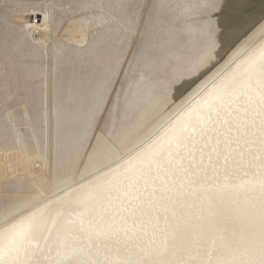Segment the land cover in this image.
<instances>
[{"label": "rangeland", "instance_id": "obj_1", "mask_svg": "<svg viewBox=\"0 0 264 264\" xmlns=\"http://www.w3.org/2000/svg\"><path fill=\"white\" fill-rule=\"evenodd\" d=\"M212 2L0 0V221L26 204L72 199L80 185L86 190L89 181L106 179L101 175L105 166L119 163L122 170L129 153L190 111L205 92L200 90L213 86L216 73H232L262 47L264 0H227L222 11L214 10ZM209 21L215 26L213 71L195 83L185 75L184 87L169 88L171 79L184 75L202 56ZM130 23L139 26L135 43L125 42ZM100 93V108L107 109L100 124L104 132L90 141L94 148L87 147V140L78 145L73 134L77 118H86ZM20 152L39 168L36 174L29 166L22 172L9 170L8 158ZM218 191L216 197L185 187L183 195L167 204L196 201L226 210L227 191ZM212 236L222 237L213 258H259L258 220L227 217L171 236L167 252L159 256L158 249L149 258L206 260V240ZM58 241L56 232L42 239L33 259L48 264L58 252Z\"/></svg>", "mask_w": 264, "mask_h": 264}, {"label": "snow or ice", "instance_id": "obj_2", "mask_svg": "<svg viewBox=\"0 0 264 264\" xmlns=\"http://www.w3.org/2000/svg\"><path fill=\"white\" fill-rule=\"evenodd\" d=\"M121 7L127 9L128 5ZM211 7L222 11L227 7V0L224 4L220 0H213ZM238 9L239 6L233 10V14ZM231 19V15L226 18L225 26ZM208 23L207 44L202 56L190 64L184 75L171 79L169 88L178 90L184 87L185 75L195 83L196 79L213 71L215 65L212 63L211 52L215 46V26L211 21ZM139 36V26L130 23L126 29L125 42L135 43ZM217 81L221 83L217 84ZM210 83L213 84V91L204 98L202 105L207 109L206 114L200 115L196 110L184 113L182 117L163 127L162 134H154L155 139L145 142L135 153H129L122 170L120 164L114 162L115 168L105 166L107 171L101 172L106 179L97 178L96 183L89 181L86 190L84 185H80L81 192L70 200H60L57 197L56 201L49 200L47 203L37 201L36 204H26L11 215H6L0 221V264H41L39 259H33L40 249V241H47L53 232L58 235L62 231L66 233V228L61 225L62 218L64 225H78L88 244L87 250L66 245L57 264H264V174L255 180L244 182L252 185L260 196L258 259L241 258L243 254L234 255L231 260L213 258L217 238L222 239L216 236L206 240V260L155 259L149 258L147 252L140 256L139 252L144 250L135 243L137 233L134 228L126 226L129 216L139 214L144 217L151 210L165 207L166 202L173 201V194L180 192L186 184L194 182L192 178L195 171L190 169L197 153L201 158L207 154L211 159L212 153H216L219 158L223 152L224 163L227 164L228 153L235 150L233 145L240 147L251 143L248 137L256 134L257 117L260 146L264 152V52L258 60H250L242 72L228 79H225L224 73H216ZM206 89L207 85L200 91ZM103 103V93H100L86 118H77L73 133L76 144L82 145L87 140V147L94 148L90 141L99 138L97 132H104L100 127L104 119L102 111H107L106 108L101 110L100 105ZM194 112L197 117L195 120ZM185 161L189 163L186 164ZM225 171L227 178V170ZM177 181L180 183L177 184ZM96 209L100 210L99 215L90 216ZM113 209L114 216L125 214L121 217L124 226H116L115 220L104 219L105 213ZM133 224H136L135 220ZM155 227L151 217L141 224V229L145 232L148 228ZM150 243H155V240ZM168 247V236L165 234L160 240L157 255L162 256ZM88 254L96 258H82ZM57 255L61 256V252L58 251ZM134 255L138 258H133ZM100 256H103V260L99 259Z\"/></svg>", "mask_w": 264, "mask_h": 264}, {"label": "bare ground", "instance_id": "obj_3", "mask_svg": "<svg viewBox=\"0 0 264 264\" xmlns=\"http://www.w3.org/2000/svg\"><path fill=\"white\" fill-rule=\"evenodd\" d=\"M263 29L264 24L260 30ZM262 52H264V44L254 53L247 56L232 73L225 76V79L242 72L248 62L253 59L258 60ZM237 78L239 79V76ZM220 83L221 81H219L218 84ZM212 91L213 86L201 93L194 101L190 110H196L200 115L206 114L207 109L202 106L203 100L208 93ZM196 118L194 112L193 120ZM256 121V134L248 137L251 143L242 144L240 147L233 145V149L235 150L228 153L227 164L224 163L223 152L219 158H217L216 153H212L211 159H209L207 154L201 158L200 154L197 153L195 160L191 162L190 169V171H195V175L192 178L194 182L192 184H186L180 192L173 194V199H178L183 195L185 187H189L192 189L209 191L210 195L218 197L221 194H219V191L216 192V190L223 189L227 191L226 194H224L228 199V205L225 207L226 210L220 211L217 205L210 203L200 204L196 201H189L187 204L180 203L172 206L166 202L165 207L159 210H151L147 216L140 217L139 214L135 217L129 216L126 226L128 228H134L137 233L138 239L135 243L139 245L140 249L144 250V252H139V249L135 250L139 252L140 256H143L145 252L150 254L158 250L160 240L165 234H167L169 240L171 236L179 232L183 233L185 229H194L203 222H210L213 219L220 220L224 217L231 218L237 222H243L245 220L255 222L258 220L260 208L259 192L253 190L252 185L244 183L245 181L255 180L259 175L264 174V152L261 151L258 132L259 117L256 118ZM241 153H243L242 156ZM2 163L3 161L0 160V166ZM185 163L188 164L189 162L185 161ZM28 166L31 174H36L38 172L39 168H33L32 162H28L22 152L14 157L12 156V159L8 158L7 161L9 170H12V167H17L18 171L22 172L25 171ZM225 170H227V178ZM168 179L171 180L172 177H168ZM179 183L180 182L177 181V184ZM225 185L228 187L224 188ZM228 189L234 190L233 192H229ZM210 191H212V193ZM113 212H115V209L105 213L104 219L109 221L115 220L116 226H124L121 223V217L125 214L119 213V215L114 216ZM149 217H151V222L155 224L156 227L154 229L148 228L145 232L141 229V224L148 221ZM133 220L136 221L135 225L133 224ZM63 227L66 228V233L62 231L58 235L59 241L56 247L57 251L61 252V256L56 254L54 258L48 261V264H57V262L61 260L66 245H72L73 247L87 250L88 240L85 234L79 231V226L63 225ZM153 233H155V235H153ZM153 239L155 243H150ZM61 241L64 243H61ZM114 252L115 249H113V253ZM82 258L95 259L96 257L88 254ZM133 258L138 257L134 255ZM99 259L103 260V256H100Z\"/></svg>", "mask_w": 264, "mask_h": 264}]
</instances>
